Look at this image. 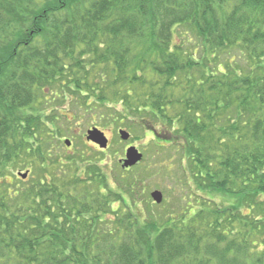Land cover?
<instances>
[{
    "label": "trees",
    "instance_id": "16d2710c",
    "mask_svg": "<svg viewBox=\"0 0 264 264\" xmlns=\"http://www.w3.org/2000/svg\"><path fill=\"white\" fill-rule=\"evenodd\" d=\"M49 93L183 137L180 213L110 146L65 155ZM0 264H264V0H0Z\"/></svg>",
    "mask_w": 264,
    "mask_h": 264
},
{
    "label": "rangeland",
    "instance_id": "374dc122",
    "mask_svg": "<svg viewBox=\"0 0 264 264\" xmlns=\"http://www.w3.org/2000/svg\"><path fill=\"white\" fill-rule=\"evenodd\" d=\"M49 94L50 95L48 96L47 101L44 102V106H46L49 111L53 110L52 113H61L59 119L54 123L61 130V134L58 133L56 135L62 140L61 142H59V144H61V148L65 152V155L69 154V151H76V153H78V150L84 151L86 150V148H89L91 146H96L97 148L101 149L97 144L86 139L87 131L96 127V121L94 119L90 120L91 118L82 119L80 116L74 118L75 113L73 109H71V101L69 99L66 103H63L62 100L58 101L59 98H55L53 100V98L51 97V93ZM117 98L118 96L115 97V99ZM80 104H82V100L80 101ZM116 104L117 110L111 108L109 111H106L103 109V107H101L100 110L102 113L99 114H103V116H100L98 113H96L94 116L96 119L100 120L99 122L105 124L102 127V131L105 132L106 136L110 140V148L108 151L106 150V162H108L110 165L118 164L120 168L124 169L122 167L121 160L126 157V149L129 146H136L143 152L144 158L139 164L133 166L130 171H127L125 174L126 176H129L131 178H134L137 175H141L138 179V181L141 180L139 185L143 182V185L141 187L145 188V190L144 193L142 192V195L140 197H135H138L139 199L137 200L139 201L142 200L141 207L144 210V213L147 211V209L149 210L150 208H154L156 211L165 210L164 212H168V210L173 209V207H171V204L173 203L176 209V213L179 214V199L181 200V197L184 196V198L186 199L184 203L187 204L190 201L191 196V191H189V178H191L192 175L191 165L189 164V160L187 158H184V153H181V148L179 146L181 142L184 143V141L181 140L183 137H181L179 140L176 139V131L163 132L160 136L157 137L150 131L148 127H143L138 123L140 118H138L134 113H132V115H128L127 111L123 110L124 103H122L120 100H117ZM125 114L128 115V117ZM113 123H116V125ZM120 128L126 129L131 133L132 136L129 140L121 139L118 133ZM172 132L174 136L172 135ZM160 137L163 139V141L166 138L176 139L174 140L175 144L171 146L167 144L166 147H162ZM67 138L71 139L72 141V145L70 147H67L64 144V141ZM69 156L72 157L71 154H69ZM100 157L101 155L97 154L96 160H98V158ZM155 166L159 167L158 169H160L162 177L161 175L158 178L152 177L151 169ZM169 166L170 171H168L167 169V167ZM148 170L151 171L148 172ZM19 172L25 173V169L15 170V175L21 179V177L19 176ZM166 172L167 174H165ZM165 175L167 177H165ZM33 176L34 178H32ZM35 176L36 175H33V173L30 174V176H28L29 178L27 179L28 182H31L33 179H37ZM110 176L114 177V174L112 173ZM11 180L13 181V186H26V184L21 182L19 179L12 178ZM163 184L165 186V189L167 185L169 186L168 193L167 190L162 188ZM156 189L161 190V192L163 193V201L160 204H156L152 200L153 204L150 205L151 203L147 200L152 199L151 192ZM173 190H175V193H173ZM216 196L221 205L233 204V200H235L232 198L229 199L227 196L222 197L221 193H216ZM120 203L118 204L120 205ZM123 208L127 210L126 206H123Z\"/></svg>",
    "mask_w": 264,
    "mask_h": 264
},
{
    "label": "water",
    "instance_id": "95a60500",
    "mask_svg": "<svg viewBox=\"0 0 264 264\" xmlns=\"http://www.w3.org/2000/svg\"><path fill=\"white\" fill-rule=\"evenodd\" d=\"M120 136L123 140H129L131 137L130 133L125 129H120L119 131ZM87 140L93 141L94 143L98 144L101 148L106 149L109 144V139L105 135V133L98 128H92L87 131L86 135ZM67 146H71V140H66ZM143 159V153L139 151L136 146H130L126 151V158L122 160L123 167L129 168L137 163H139ZM19 175L22 177V179H26L29 175V172H19ZM152 198L154 201L158 204H160L163 201V193L160 190H154L152 193Z\"/></svg>",
    "mask_w": 264,
    "mask_h": 264
}]
</instances>
